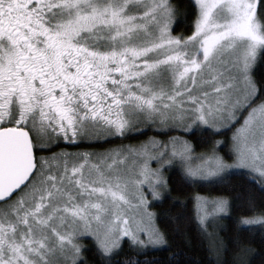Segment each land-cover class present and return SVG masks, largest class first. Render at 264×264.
Masks as SVG:
<instances>
[{
  "label": "snow or ice",
  "instance_id": "snow-or-ice-1",
  "mask_svg": "<svg viewBox=\"0 0 264 264\" xmlns=\"http://www.w3.org/2000/svg\"><path fill=\"white\" fill-rule=\"evenodd\" d=\"M192 8L184 35L173 0H0V264H88L86 251L99 264H157L140 257L170 247L151 210L171 192L165 169L188 186L242 176L264 195V0ZM241 116L230 143L211 140ZM148 129L183 135L78 147ZM196 131L208 138L199 152L185 138ZM61 142L78 150L52 151ZM190 200L210 264H227L216 229L231 201ZM247 210L237 232L264 231V206L249 196ZM236 244L232 264H249L253 249ZM183 255L169 264H191Z\"/></svg>",
  "mask_w": 264,
  "mask_h": 264
},
{
  "label": "trees",
  "instance_id": "trees-1",
  "mask_svg": "<svg viewBox=\"0 0 264 264\" xmlns=\"http://www.w3.org/2000/svg\"><path fill=\"white\" fill-rule=\"evenodd\" d=\"M173 3L178 7V23L174 27V34L190 35L191 28L189 27L193 15L192 0H173ZM257 79L264 78V66H259L256 72ZM258 102V101H257ZM242 117V116H241ZM241 120V118H240ZM239 120V122H240ZM238 122V123H239ZM238 123H235L229 130L222 132L218 137L228 134ZM176 132H170L172 134ZM150 134H158L155 131L147 130L142 135L130 136L126 139H114L108 144H94V145H79V149L93 147L101 148L120 142H136L140 139L146 138ZM183 135V133H178ZM211 137V140L213 139ZM193 144L197 145V149L206 147V144H201V141L208 139L206 134L196 131L187 135ZM67 149L69 151L78 150L77 147H69L65 143H60L58 147L52 148V151H59ZM40 154H50L47 152H38ZM231 157L228 156L230 160ZM168 185L171 189L170 194L166 193L162 201H156L152 204L157 213V223L163 231L167 234L170 247L156 251H150L146 257L142 256L140 259H151L157 264H169L171 260L170 253L181 251L183 258L190 261L191 264H210V256L207 251V241L201 239L197 233L196 225L192 220V202L190 198L199 193L210 196H224L231 201V216L222 220V229L218 228L216 231L219 236L223 238L228 246L227 253L224 254V259L227 264H232L233 257L238 251L236 240H241L245 245L253 249L252 253L246 258L249 264H264V231L257 228L254 232H237L236 221L241 217H248L253 215L247 210V199L249 196L255 201L257 207L264 206V195L259 191L258 186L250 182H246L242 176H233L225 185L219 186H188L181 181L178 170H173L167 176ZM177 201L183 203H177ZM180 215L179 221L170 218ZM179 229V231L177 230ZM85 244L90 245V241L86 239ZM133 254L129 251L127 245H124L123 251L120 253L119 259H127ZM85 256L88 264H99V257L94 251H86Z\"/></svg>",
  "mask_w": 264,
  "mask_h": 264
},
{
  "label": "rangeland",
  "instance_id": "rangeland-1",
  "mask_svg": "<svg viewBox=\"0 0 264 264\" xmlns=\"http://www.w3.org/2000/svg\"><path fill=\"white\" fill-rule=\"evenodd\" d=\"M259 102V101H258ZM244 115H247V112H245L244 113ZM241 118V120H240V122L238 123V125H236L228 134H226V135H222V136H218V137H213V139L212 140H226V141H228V143H230L231 142V140H230V138H231V136H232V133H233V131H235V129L236 128H238L239 126H240V123H242L243 122V116L242 117H240ZM148 130H151V131H154V130H152V129H148ZM156 132V131H155ZM158 133V132H157ZM170 133V132H169ZM172 135H180V134H178V133H172V134H167V136H165V135H161V134H150V135H148L146 138H144V139H140V140H138V141H134V142H120V143H115V144H125V145H128V144H138V143H140L141 141H144V140H146V139H148L149 137H153V136H155L157 139H161V140H166L167 138H168V136H172ZM186 138V137H185ZM186 139H188V138H186ZM189 140V139H188ZM112 145H114V144H112ZM108 146H110V145H108ZM108 146H106V147H108ZM207 147V146H206ZM206 147H204V148H206ZM204 148H202V149H196L198 152L199 151H202V150H204ZM226 150H227V145H225L224 147H222L221 149H220V152H221V154L222 155H224L225 153H226ZM60 151V150H59ZM76 151V150H75ZM40 155H46V154H40ZM229 162H231V158H230V160L228 159V156H226L225 157ZM151 167H153V168H155V167H157V164L155 163V162H152L151 163ZM173 170H176V169H172V170H168V169H165V171H164V175L167 177L168 176V174L170 173V172H172ZM202 195V194H201ZM149 199L151 200V196L149 195ZM154 202H156V201H153L152 202V204L154 203ZM151 210L152 211H154L155 212V210H154V208H153V206H152V208H151ZM220 224L222 225V221H220ZM218 229V228H217ZM216 229V230H217ZM209 231H212V229L210 228L209 229ZM87 239V238H86ZM86 239H84L82 242L83 243H85L84 241L86 240Z\"/></svg>",
  "mask_w": 264,
  "mask_h": 264
},
{
  "label": "flooded vegetation",
  "instance_id": "flooded-vegetation-1",
  "mask_svg": "<svg viewBox=\"0 0 264 264\" xmlns=\"http://www.w3.org/2000/svg\"><path fill=\"white\" fill-rule=\"evenodd\" d=\"M63 143V142H62Z\"/></svg>",
  "mask_w": 264,
  "mask_h": 264
}]
</instances>
